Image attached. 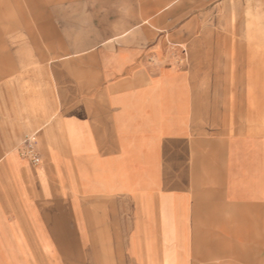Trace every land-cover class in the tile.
Segmentation results:
<instances>
[{
  "label": "crops",
  "instance_id": "1",
  "mask_svg": "<svg viewBox=\"0 0 264 264\" xmlns=\"http://www.w3.org/2000/svg\"><path fill=\"white\" fill-rule=\"evenodd\" d=\"M18 1L0 0V92L35 90L9 79L40 60ZM175 1L151 9L156 37L145 18L142 37L81 35L47 57L58 115L31 118L39 163L1 117L0 238L24 240L4 244L16 262H55L73 228L98 257L100 221L129 219L134 264H264V0Z\"/></svg>",
  "mask_w": 264,
  "mask_h": 264
},
{
  "label": "rangeland",
  "instance_id": "2",
  "mask_svg": "<svg viewBox=\"0 0 264 264\" xmlns=\"http://www.w3.org/2000/svg\"><path fill=\"white\" fill-rule=\"evenodd\" d=\"M178 1L190 2V0ZM18 2L23 5L24 9V52L35 54L38 51L40 60L29 65L33 68V73L30 76L18 74L9 77L15 83H20L19 87H33L35 90L0 92V119L4 118V123L5 119L7 120L8 128H11L12 125L16 126V124L22 125L24 138L18 146L23 149L25 156L32 160L30 150L36 153L32 144L37 142L39 135L35 133L37 130L32 131L31 118L39 112L42 119L44 113L48 116V110H50L51 117L58 115L57 109L55 111L53 109L52 93L49 88L47 57L53 58L54 51L56 57L63 55L66 49L74 46L75 42H79L81 35L83 38L86 37L89 48L127 34L128 31H131L130 35L132 36L142 37L144 36L143 21L145 18L152 21L146 25L156 37L165 28H162L157 22L161 13L151 9L176 1L19 0ZM189 14L185 12V18ZM37 24H39L38 27ZM247 33L249 37L254 35L250 29ZM114 41L118 40L114 39ZM27 68L25 61L23 68L25 72H27ZM28 69L31 72V68ZM30 100L36 108H33ZM113 222L115 224H111V220L100 221L101 226L110 234L100 245L101 251H98V257H96L95 243H91L88 239L87 243L79 244V236L76 235L73 228L71 240L67 241L68 244L66 243V251L61 252V256L57 254L55 262L50 261V264H134L130 251L132 223L129 219L120 220L117 225V221ZM170 229L174 231L175 225L173 224L172 228L170 226ZM23 242L24 240L18 236L7 237L6 240L0 238V264H21L15 261V252L11 254L5 249L4 244L11 248L20 245L22 249H25ZM167 264H186V262L182 261L177 253H171L168 255Z\"/></svg>",
  "mask_w": 264,
  "mask_h": 264
},
{
  "label": "built area",
  "instance_id": "3",
  "mask_svg": "<svg viewBox=\"0 0 264 264\" xmlns=\"http://www.w3.org/2000/svg\"><path fill=\"white\" fill-rule=\"evenodd\" d=\"M31 152V156H32V161L34 163H39V156L37 155V153H35L33 150H30Z\"/></svg>",
  "mask_w": 264,
  "mask_h": 264
},
{
  "label": "bare ground",
  "instance_id": "4",
  "mask_svg": "<svg viewBox=\"0 0 264 264\" xmlns=\"http://www.w3.org/2000/svg\"><path fill=\"white\" fill-rule=\"evenodd\" d=\"M252 33V32H251Z\"/></svg>",
  "mask_w": 264,
  "mask_h": 264
}]
</instances>
